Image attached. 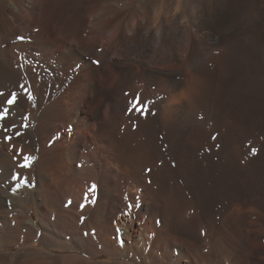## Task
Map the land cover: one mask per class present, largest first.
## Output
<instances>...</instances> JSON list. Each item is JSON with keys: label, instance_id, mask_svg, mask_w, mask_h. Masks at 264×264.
Segmentation results:
<instances>
[{"label": "bare ground", "instance_id": "6f19581e", "mask_svg": "<svg viewBox=\"0 0 264 264\" xmlns=\"http://www.w3.org/2000/svg\"><path fill=\"white\" fill-rule=\"evenodd\" d=\"M0 93V264H264V0H0Z\"/></svg>", "mask_w": 264, "mask_h": 264}, {"label": "snow or ice", "instance_id": "6c2138e0", "mask_svg": "<svg viewBox=\"0 0 264 264\" xmlns=\"http://www.w3.org/2000/svg\"><path fill=\"white\" fill-rule=\"evenodd\" d=\"M19 39H24V37H19ZM96 63H99V61H97ZM23 87V86H21ZM25 91H27V89H25ZM28 99H34V97L29 94ZM17 101H18V97L16 93H11L10 94V98L9 97H5L2 93H0V121H3L5 123H0V130H2L3 132H7L8 131V124H7V120L8 117L10 115V107L8 106H17ZM7 105V106H4ZM140 110L143 111V106L141 105ZM28 125L25 124L24 127H27ZM11 127L15 128L16 124L12 123ZM16 135H22V133H20L19 131H17ZM7 140H11V136L6 137ZM213 139H215V137H213ZM22 151V150H21ZM31 163H32V157L25 155L23 156V162L19 164V167L21 169H26V168H30L31 167ZM12 180H17L20 181L22 180L23 183H28V178L27 177H21L20 173H16L15 175H13L11 177ZM21 185L20 183H17L16 188H19ZM96 186L92 185L89 188V192H94L95 191ZM16 189L14 188L13 191H15ZM87 196V193L85 194ZM71 203V202H69ZM131 204L128 205L129 208H131ZM117 232H119V229L116 230ZM121 245H123V240H120Z\"/></svg>", "mask_w": 264, "mask_h": 264}, {"label": "rangeland", "instance_id": "374dc122", "mask_svg": "<svg viewBox=\"0 0 264 264\" xmlns=\"http://www.w3.org/2000/svg\"><path fill=\"white\" fill-rule=\"evenodd\" d=\"M97 189V191H95L94 195L95 196H99L100 195V189H99V186H97V188H95V190ZM206 223V224H205ZM204 225H203V229H202V235L203 237L205 238L204 239V243L205 244H209L210 246H213V241H212V235L210 233V228H209V225L207 224V222L205 221ZM208 225V226H207ZM209 235V236H208ZM211 237V238H210ZM40 242H38V245L40 246L39 244ZM205 247V248H204ZM203 247V250L207 249L206 246ZM69 250V251H68ZM59 252L61 253H73L74 250H70V249H67V250H64V249H61L59 248L58 249ZM107 254H103L102 256H97L95 257L96 259H102V258H107Z\"/></svg>", "mask_w": 264, "mask_h": 264}]
</instances>
